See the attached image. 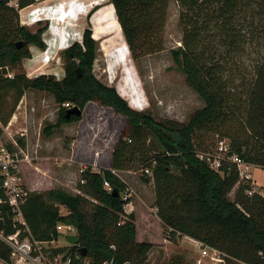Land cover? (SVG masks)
<instances>
[{"label": "trees", "instance_id": "trees-1", "mask_svg": "<svg viewBox=\"0 0 264 264\" xmlns=\"http://www.w3.org/2000/svg\"><path fill=\"white\" fill-rule=\"evenodd\" d=\"M16 1L18 9L10 5V0H0V141L2 126L8 125L29 90L52 94L60 106L57 124L44 129L47 136L63 124L82 119L67 118V103L83 111L94 102L127 119L112 152L110 169L95 171L89 167L82 173V190L98 204L63 189L30 192L22 212L31 239L56 243L61 236L58 225L72 226L79 244L52 248L53 258L63 255L69 264H145L154 245L137 242L136 216L125 210L131 199H123L128 186L116 174L140 171L145 183H154L155 208L165 240L178 244L182 237H189L222 252L228 262L264 264V199L247 196L246 185L237 187L235 165L224 164L219 173L198 157L199 153L214 152L217 137L225 129L234 128L232 152L264 169V59L248 86L243 80L235 86L221 61L245 52L247 35L251 36L246 29L248 18L264 20V0H179L184 38L183 46L172 52L173 58L190 87L205 102V107L184 123L157 120L150 113L134 110L115 88L94 76L97 43L90 28L82 42L64 51L62 80L44 75L28 78L22 62L32 57L31 46L47 49L43 35L48 28L32 33L20 26L19 10L31 6L34 0ZM109 2L133 58L163 50L170 0ZM19 43L23 44L20 49ZM77 68L83 72L80 78ZM245 86L242 96L241 87ZM152 136L159 150L153 147ZM18 143L25 146L21 139ZM235 189V200H231ZM8 232H14L12 226ZM10 256V248L0 241V261L11 264Z\"/></svg>", "mask_w": 264, "mask_h": 264}, {"label": "rangeland", "instance_id": "rangeland-1", "mask_svg": "<svg viewBox=\"0 0 264 264\" xmlns=\"http://www.w3.org/2000/svg\"><path fill=\"white\" fill-rule=\"evenodd\" d=\"M82 2L86 5L78 3V6H74L70 0H34L31 6L19 10L20 26L27 27L32 33L48 28L43 39L49 49L42 51L31 46L32 57L22 62L28 78L35 79L44 75L62 80L66 64L64 51L75 42H82L84 32L90 28L97 43L94 76L104 85L115 88L134 110L150 113L157 120L184 123L196 111L205 107V102L190 87L181 67L173 58L172 52L183 46L184 38L179 0H170L163 50L138 59L133 58L129 46L124 43L121 26L109 0ZM62 3H66L65 6ZM10 5L18 9L16 0H10ZM258 7L261 8V5ZM36 8L47 10V19L36 16L26 18ZM62 9L67 13L66 23L59 25L57 21L61 19ZM92 10L95 11L90 16ZM246 29L250 30L247 33H251V36L247 35L248 46L245 52L221 59L225 63V72L235 80V86L243 83L242 80L248 86L255 78L257 65L264 59L263 17L253 16L252 21L249 16ZM126 47L129 54L123 60V52L127 53ZM245 89L246 86L241 87L242 96ZM59 111L60 106L52 94L29 90L11 121L6 127L2 126L4 133L1 141L4 145L14 141L18 143L20 139L25 142L24 147L20 146L23 151L21 157L24 159L26 156L27 160L21 163L20 174L30 192L44 193L63 189L98 204L82 190L85 182L82 180L81 169H110L112 152L126 127L127 119L111 108L91 102L82 111L80 121L63 124L55 128L51 136H47L44 129L48 125L57 124ZM22 132L26 134L25 137L21 136ZM235 134L234 128H227L219 137L231 143ZM152 145L156 150L160 149L154 136ZM116 174L127 181L128 188L133 191L131 203L125 210L136 216L137 242L154 245L145 264H175V261L182 264H244L235 260L228 262L226 257L224 263L212 262L210 258L203 259L197 246L186 237H182L178 244L166 241L155 208L154 183H145L140 171ZM252 174L256 187L264 188V169L255 167ZM235 193L236 189L230 196L231 200H235ZM61 211L67 213L63 207ZM72 246L66 231L52 245L55 248ZM58 260V264H66L63 255ZM0 264L3 262L0 261Z\"/></svg>", "mask_w": 264, "mask_h": 264}, {"label": "built area", "instance_id": "built-area-1", "mask_svg": "<svg viewBox=\"0 0 264 264\" xmlns=\"http://www.w3.org/2000/svg\"><path fill=\"white\" fill-rule=\"evenodd\" d=\"M8 76L13 77L11 74ZM64 108L70 110L73 106L67 103ZM21 136L25 137L26 134L22 132ZM22 154L23 151L16 141L8 145H4L0 141V241L10 248L11 264H58L60 255L54 258L51 255V249L55 248L52 245L55 242L50 244L31 239L30 230L23 216L22 208L29 197L30 191L24 185L20 174V165L27 160L26 156L24 159L21 157ZM198 157L203 161H207L210 167L219 173H222L224 164L235 165L239 174L237 187L246 185L248 186L247 196L258 195L264 199V188L261 186L256 187L253 178L252 170L255 166L232 152L231 143L227 140L217 137L215 151L209 154L199 153ZM85 171L86 168L81 169V173ZM147 173L151 175L149 172ZM105 187L108 191H112L108 183L105 184ZM132 195L133 191L127 188L123 199L128 201ZM10 226L14 229L13 233L8 232ZM57 231L60 234L66 231L67 238L77 235L76 229L72 226L61 224L58 225ZM186 238L197 246L201 258H210L212 262L224 263L226 255L222 252L206 246L202 242L189 237ZM66 264H69V262L66 261Z\"/></svg>", "mask_w": 264, "mask_h": 264}, {"label": "water", "instance_id": "water-1", "mask_svg": "<svg viewBox=\"0 0 264 264\" xmlns=\"http://www.w3.org/2000/svg\"><path fill=\"white\" fill-rule=\"evenodd\" d=\"M18 48L20 49L23 44L22 43H19L18 45ZM76 73H77V76L80 78L82 77L83 75V72L80 68H77L76 70ZM83 114L82 110L79 108V107H73L72 109H70L67 113V118H71L72 116H76V117H81ZM113 194L114 195H118V192L116 190L113 191ZM68 241L73 245H78L79 244V237L77 235H72V236H69L68 237ZM85 255V254H84Z\"/></svg>", "mask_w": 264, "mask_h": 264}, {"label": "bare ground", "instance_id": "bare-ground-1", "mask_svg": "<svg viewBox=\"0 0 264 264\" xmlns=\"http://www.w3.org/2000/svg\"><path fill=\"white\" fill-rule=\"evenodd\" d=\"M62 4H63V3H62ZM65 4H66V3H65ZM65 4H64V5H65ZM82 4H83V3H82ZM86 11H87V10H86ZM42 12H43V13H42ZM46 12H47V10H45L44 8H42V9H40V10L37 11V12L31 13V14H30V18H31V17H35V16H36L37 18H39V17H40V18L46 17V14H47ZM70 13H71V12H70ZM42 14H43V15H42ZM64 14H65V15H64L63 18L61 17L63 14H61L60 18H62L63 20H61V19H60V21L58 20L59 23H60V22H61V23H64V24L66 23V12H65ZM46 19H47V17H46ZM124 43H126L125 40H124ZM126 45H127V44H126ZM114 46H115L116 48L119 47L118 45H114ZM124 46H125V45H124ZM119 48H120V47H119ZM125 49L127 50V53H124V52H123V60H124L125 57L127 58V57H128V54H129L128 47H126ZM45 54H47V53H45ZM45 56H46V55H45ZM47 56H48V55H47ZM128 67H129V66H128ZM128 80H129V78L126 79L127 82H128Z\"/></svg>", "mask_w": 264, "mask_h": 264}, {"label": "crops", "instance_id": "crops-1", "mask_svg": "<svg viewBox=\"0 0 264 264\" xmlns=\"http://www.w3.org/2000/svg\"><path fill=\"white\" fill-rule=\"evenodd\" d=\"M67 1H68V0H67ZM82 1H83V0H79V1L70 0V2H72L74 6H78L80 3H81V4L83 3V5H86L85 2H82ZM84 1H86V0H84ZM78 3H79V4H78ZM70 4H71V3H70ZM88 4H89V3H88ZM63 6H65L64 3H63ZM41 9H42V8H41ZM39 10H40L39 8H36V9L33 10V12H29V13L26 15V18L30 17V14H31V13L37 12V11H39ZM60 13L63 14V15L61 16V17L63 18L64 15H65V14H64V13H65L64 10L62 9V12H60ZM66 14H67V13H66ZM62 18H61V19H62ZM57 23H58L59 25L64 24V23H59L58 21H57ZM58 38H60V37H58ZM58 38H57V39H58ZM46 44H47V43H46ZM47 46H48V45H47ZM47 49H49V48H47ZM110 166H111V165H110ZM123 173H124V172H123ZM125 173H126V172H125ZM124 182H125V183L127 184V186H128V182H127V181H124ZM56 243H57V242H56Z\"/></svg>", "mask_w": 264, "mask_h": 264}, {"label": "clouds", "instance_id": "clouds-1", "mask_svg": "<svg viewBox=\"0 0 264 264\" xmlns=\"http://www.w3.org/2000/svg\"><path fill=\"white\" fill-rule=\"evenodd\" d=\"M67 46H70V45H67Z\"/></svg>", "mask_w": 264, "mask_h": 264}]
</instances>
